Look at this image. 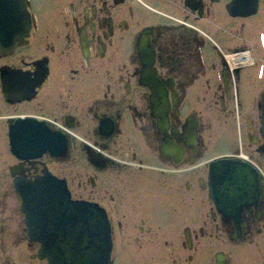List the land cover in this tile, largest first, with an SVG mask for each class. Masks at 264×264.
I'll use <instances>...</instances> for the list:
<instances>
[{
    "label": "flooded vegetation",
    "instance_id": "obj_1",
    "mask_svg": "<svg viewBox=\"0 0 264 264\" xmlns=\"http://www.w3.org/2000/svg\"><path fill=\"white\" fill-rule=\"evenodd\" d=\"M25 1L28 33L0 53V264H49L18 189L46 175L105 210L113 264H264L263 169L244 205L210 201L211 161L195 173L215 116L263 100L264 0ZM34 126L68 152L22 159Z\"/></svg>",
    "mask_w": 264,
    "mask_h": 264
},
{
    "label": "bare ground",
    "instance_id": "obj_2",
    "mask_svg": "<svg viewBox=\"0 0 264 264\" xmlns=\"http://www.w3.org/2000/svg\"><path fill=\"white\" fill-rule=\"evenodd\" d=\"M21 1L26 5L25 0ZM236 2H238V0H232L231 5L234 6ZM24 4L19 0H0V7L3 9L0 11V53L3 55L11 53L14 45L17 42H21L23 37L28 33V12ZM160 106L163 114H165L166 109L163 103H161ZM162 125L163 127L166 126V120L164 118ZM15 138L19 142L17 146L19 148L23 147V151H25V155L21 157L22 159H24L25 156L27 157L25 159L39 158L43 153H46L48 149L51 152H54L55 149L58 150L55 153L58 156H64L65 153L68 152L67 138L61 134L54 137V135H51L43 126H34L24 131H19ZM218 162L219 165L212 169L213 173L216 172L219 174L220 171H223L224 174L227 175V173L233 172V175L238 177L235 181L237 186L234 189L221 190L224 199L229 204L240 205L241 203L244 205L247 203L248 199L250 200L252 197L256 196L258 192L261 193L262 188L259 187V174L255 169H253L254 171L240 170V166L226 159L218 160ZM255 174L258 176L257 180L255 179ZM52 177L51 175H46L44 177H37L36 179L29 180L26 177L22 178L25 180H21V182H34L36 180L45 179L44 181H49L50 183L47 188L43 184L40 185V181L27 183L28 189H23L22 193L19 190V193L22 198L21 212L24 217V224L27 227L28 237L31 241L40 243V258L46 259L49 264H61L73 253V249H76L77 241L81 243L86 239L87 235H91L93 232L103 229L107 225V219L105 211L97 204L81 201L86 204L83 205L82 208L79 207L80 209L77 208L69 217L61 229V235L59 226L58 229L53 230V232L56 231L55 234H52L53 241H57L59 235L61 238L54 246L45 251L41 257V252H43L44 249H42L43 245L42 242L39 241V238L50 228L53 212L57 207H60V198L66 197V192L64 191L66 182L62 179ZM262 178L264 180V177ZM41 194H44V196ZM23 196H25V204ZM29 197L32 198V200L27 203ZM35 199L36 201L33 202ZM63 207L72 211V208L68 205H63ZM63 207L60 208L58 215L61 214ZM94 211H97L96 215L93 214ZM38 222L42 225L41 227ZM51 232L52 231H49V233ZM109 235L111 238V228ZM112 251L113 244L109 252V264H113Z\"/></svg>",
    "mask_w": 264,
    "mask_h": 264
},
{
    "label": "rangeland",
    "instance_id": "obj_3",
    "mask_svg": "<svg viewBox=\"0 0 264 264\" xmlns=\"http://www.w3.org/2000/svg\"><path fill=\"white\" fill-rule=\"evenodd\" d=\"M213 50L211 49V54ZM258 99V100H257ZM254 102L252 100V92L249 91L242 98L241 104L244 105L241 113L238 111V106L236 101L231 102L230 110L232 116L229 118L227 116L222 117L224 114H217L215 121V129L210 136L207 137V133H204L202 139L210 144L212 152L209 153V159L205 156L200 161L201 166L195 169L196 176H206L208 172V168L205 163L211 161V171L212 168L215 167L214 163L218 160H224L222 158H235L238 157V163L242 166H246L249 170L255 169L258 172L259 178L262 177V173L259 169H263L264 171V155L261 156L263 161H259V153L256 148V144H252L249 137V128L248 126L251 124L254 126L253 131H257L262 140H264V95L263 100L261 98H257ZM227 115V114H224ZM253 133V132H252ZM211 139V140H210ZM210 140V143H209ZM255 141L256 138L253 137ZM217 142H219L217 144ZM263 151V149L261 150ZM252 152L256 155L257 160L250 157ZM262 154V153H261ZM253 155V154H252ZM260 158V159H261ZM205 165V166H204ZM240 170H246V168L241 167ZM258 177V176H257ZM211 178V173H210ZM211 194V186L209 192V199L212 202ZM211 202H209L211 204ZM122 241H126L122 239ZM120 241L121 247H123V242Z\"/></svg>",
    "mask_w": 264,
    "mask_h": 264
},
{
    "label": "water",
    "instance_id": "obj_4",
    "mask_svg": "<svg viewBox=\"0 0 264 264\" xmlns=\"http://www.w3.org/2000/svg\"><path fill=\"white\" fill-rule=\"evenodd\" d=\"M19 1L22 4H24L23 1L21 0ZM25 8H27L26 5H25ZM2 10L3 9H1L0 7V11ZM219 162L216 161V163H214L215 165L214 168H216L219 165ZM251 171H254V170H251ZM233 174L234 173L231 172L225 175L223 171H220L219 174L216 172L213 173L212 171L211 178H210L211 179V183H210L211 184V197L216 204L218 205L228 204V202L224 199V196L221 193V190L234 189L237 186L235 181L238 179V177L234 176ZM255 179L257 180L256 174H255ZM44 180L45 179H41V180H36L34 182H31V181L21 182L20 181L21 183L19 182L18 189L22 193L23 189H26V190L28 189L27 183H35L37 181H40V185L43 184L47 188L50 182L44 181ZM64 191L66 192V197L60 198V207H57L53 212L50 228L41 238H39V241L42 242V245H43L42 249H44L43 252H41L42 253L41 257L45 251H47L49 248L54 246L60 240L61 229L63 228V225L69 219V217L75 212L77 208L79 207L82 208V206L86 204L81 201L72 200L67 191L66 185H65ZM41 195L44 196V194H41ZM23 199H24V204H25L26 203L25 196H23ZM31 200L32 198L29 197L27 200V203L30 202ZM35 201L36 199L33 202ZM63 205L70 206L72 208V211L65 209ZM61 207H63V210L61 214L58 215V212ZM93 214L96 215L97 211H94ZM106 219H107V215H106ZM38 224L40 225V227L42 226L40 222H38ZM58 226H59L60 235L58 236L57 241H53L52 234L56 233V231L53 232V230L58 229ZM49 231H52V232L49 233ZM109 231H110L109 221L107 219V225L103 229L101 230L99 229L98 231L93 232V234L87 235L86 239L83 240L81 243L77 241L76 249H73L74 250L73 253L69 257H67L66 260H64L61 264H109L110 263L109 252L112 248V243H111L112 238H110Z\"/></svg>",
    "mask_w": 264,
    "mask_h": 264
}]
</instances>
